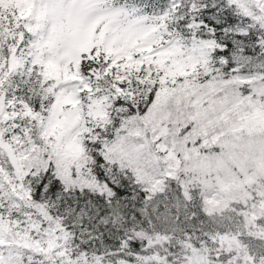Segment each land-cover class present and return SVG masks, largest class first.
<instances>
[{"label": "snow or ice", "instance_id": "1", "mask_svg": "<svg viewBox=\"0 0 264 264\" xmlns=\"http://www.w3.org/2000/svg\"><path fill=\"white\" fill-rule=\"evenodd\" d=\"M0 264H264V0H0Z\"/></svg>", "mask_w": 264, "mask_h": 264}]
</instances>
